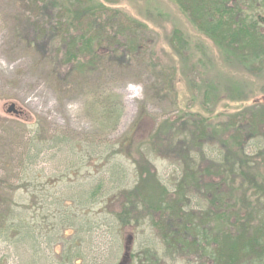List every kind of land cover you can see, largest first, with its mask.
<instances>
[{"label": "trees", "instance_id": "obj_1", "mask_svg": "<svg viewBox=\"0 0 264 264\" xmlns=\"http://www.w3.org/2000/svg\"><path fill=\"white\" fill-rule=\"evenodd\" d=\"M5 1L16 12V35L28 52L51 60L60 77L64 75L63 64L72 66L74 71L63 81L83 73L85 68L99 67L97 61L101 65L105 57L117 59L122 45L118 36L123 34L104 38L100 23L93 37L75 34L90 0H68L67 4L56 0L60 9L57 29L47 42L48 46L58 39L65 42V56L57 52L58 48H42V39L47 37L44 16L48 0ZM171 1L218 43L229 70L236 72L242 64L252 74L262 71L252 64L264 59V22L259 20L264 0ZM99 10L105 8L101 5ZM88 11L94 16L97 13L92 7ZM64 19L71 23L64 25ZM131 23L137 29L145 27L138 21ZM124 37V64L132 65L128 50L137 52L141 47L137 49L135 37ZM171 44L177 51L184 49L177 33ZM87 56L92 60L84 65L80 59ZM161 73L160 91L171 99L176 93L174 74L167 69ZM206 88L209 93L217 92L213 82ZM252 112L250 122L247 110L231 117L236 121L233 127L239 126L231 141H218L202 117L189 123L194 129L189 135H179L175 122L158 127L152 144L186 165L172 188L174 201L169 196L171 190L156 181L147 155L142 159L144 168L140 165V173L136 171L134 181L138 183L125 189L124 181H129L131 174L126 169L123 174L116 162L108 169L106 165L111 162H106L93 179L87 173L81 180L85 163L79 152H73L80 177L63 171L64 156L75 149L72 139L58 134L47 145L48 141L37 138L36 132L23 133L15 136L18 141L10 143L9 152L0 138V264H264V178L260 181L257 176L264 168V106ZM189 124H181L184 131ZM246 126L251 132L247 135ZM176 136H180L178 142ZM250 142L257 149L252 153L256 158L247 154ZM65 150L66 154L57 157L56 152ZM48 168L53 175L45 174ZM246 189L254 196L243 197L244 207L251 203V211L243 219L229 205L238 191L244 194ZM198 200L202 203L195 205ZM112 203L117 211L109 210ZM148 225L157 237H146V231L143 237H120L124 231H139Z\"/></svg>", "mask_w": 264, "mask_h": 264}, {"label": "rangeland", "instance_id": "obj_2", "mask_svg": "<svg viewBox=\"0 0 264 264\" xmlns=\"http://www.w3.org/2000/svg\"><path fill=\"white\" fill-rule=\"evenodd\" d=\"M61 2L67 4L68 0ZM89 5L95 11L101 5L105 10L96 11L94 16L88 13L90 7H84L81 14L86 16L76 24L75 34L93 37L97 23H100L104 38L123 34L118 36L122 43L118 57H105L101 65L98 60L99 67L85 68L83 73L63 81L65 75L74 71L72 66L65 62L61 67L64 75L60 77L55 74L51 60L28 52L16 35L17 27L13 20L16 12L8 1H0L1 143L10 152V143H17L18 137L15 136H22L23 133L29 135L34 131L37 138L48 141L47 145L53 136L59 134L72 139L75 148L68 157L64 156L67 160L61 167L63 171L72 173L73 178L80 177L77 174L80 167L73 152H79L82 164L85 163L81 166V180L87 173L93 179L106 162H111L106 169L116 162L120 164L123 174L126 170L131 174V181H124L125 189L127 185L133 188L138 183L134 181L136 171L140 173L143 156L147 155L156 181L171 190L168 191L169 196L174 201L172 188L186 165L152 144L154 132L163 123L172 126L175 122L176 128H180L177 131L179 135H189L194 130L189 123L202 117L207 119L218 141L222 138V141H231L239 127H233L236 121L231 117L241 110H247L246 117L250 122V111L253 114L264 106V59L252 64L255 69L262 70L260 72L252 74L242 64H239L236 72L229 70L218 43L202 33L188 14L171 0H90ZM59 10L56 0H48L47 15L44 16L47 37L42 39V48L46 51L49 46L58 48L57 52L65 56V42L61 43V39H58L49 46L47 42L49 35L56 33ZM261 15L264 17V11ZM131 20L145 27H132ZM62 23L68 25L71 21L64 19ZM175 33L183 42L184 49L177 51L175 45L171 44ZM124 34L135 37L137 49L141 47L137 52L128 50L127 59L132 61V65L124 64V39L127 38ZM80 60L86 65L92 59L87 56ZM163 69L174 74L172 86L176 93L171 99L160 91L163 87ZM209 82L216 85L217 92L209 93L206 88ZM12 103L22 109L23 116L7 114ZM183 122L189 124L186 131L181 126ZM245 130L246 135L251 133L247 126ZM34 136L31 134L32 138ZM174 138L178 142L180 136ZM247 146V154L256 158V154L252 155L257 151L256 147H251V142ZM144 147L148 148L145 150ZM66 153L67 150L62 154L56 152V155L60 158ZM86 165L89 168H85ZM261 171L257 176L263 181L264 168ZM45 174L53 175L54 172L48 168ZM151 190L150 187L148 191ZM148 193L153 197L156 195V192ZM248 196H254L252 190L246 189L244 194L238 191L229 205L243 219L251 211L248 210L251 203L245 204L246 207L243 204ZM198 203L202 202L194 201L195 205ZM204 207L207 208V201ZM108 208L117 211L115 203ZM93 210L97 211L98 208ZM149 225L139 231H124L120 237L124 240L143 237L145 231L146 237H157Z\"/></svg>", "mask_w": 264, "mask_h": 264}, {"label": "water", "instance_id": "obj_3", "mask_svg": "<svg viewBox=\"0 0 264 264\" xmlns=\"http://www.w3.org/2000/svg\"><path fill=\"white\" fill-rule=\"evenodd\" d=\"M259 20L264 22V17L260 16ZM7 114L14 115L16 117H21V116L24 115V112L22 111V109L18 108L15 103H12V104L9 105Z\"/></svg>", "mask_w": 264, "mask_h": 264}]
</instances>
